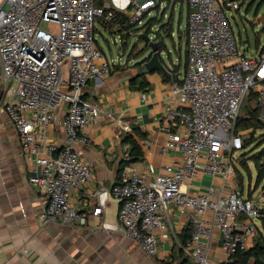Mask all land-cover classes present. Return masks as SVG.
<instances>
[{"label":"built area","instance_id":"obj_1","mask_svg":"<svg viewBox=\"0 0 264 264\" xmlns=\"http://www.w3.org/2000/svg\"><path fill=\"white\" fill-rule=\"evenodd\" d=\"M97 1L0 3V104L18 134L24 158L36 166L38 175L31 181L48 199L39 213L47 225L87 224L88 217L73 204V197L94 179V169L76 145L88 142L90 126L112 117L84 99L89 82L103 79L115 65L96 44V23L108 26L114 9L97 6ZM162 4L128 0L127 7L118 10L126 14L130 26L141 28L152 9ZM187 6V67L180 85L173 88L187 110L171 106L160 123L166 133L164 151L179 153L181 161L164 165L159 172L141 171L126 147L119 181L97 188L92 216L102 215L112 194L120 202L118 220L125 236L147 257L156 258L162 239L174 237L171 211L176 210L188 216L193 228L190 238L179 244L182 264H230L238 251L249 250L259 232L255 220L262 207L244 197L234 183V156L244 149L245 132L237 130V123L250 93L258 95L259 120L264 124V47L256 57L240 53L226 15L239 11V2L187 0ZM159 30L152 27L150 37L156 38ZM141 34L132 36L139 41ZM124 40L122 34L113 37L120 47ZM62 106L65 142L59 145L52 141L51 131ZM205 177L220 183L203 186ZM216 230L227 256L221 261L211 259L205 241Z\"/></svg>","mask_w":264,"mask_h":264},{"label":"crops","instance_id":"obj_2","mask_svg":"<svg viewBox=\"0 0 264 264\" xmlns=\"http://www.w3.org/2000/svg\"><path fill=\"white\" fill-rule=\"evenodd\" d=\"M104 5L108 9H124L128 0H106ZM156 8L149 19L161 11L160 7ZM188 10L187 7L184 31L188 28ZM103 28L107 30L105 26ZM107 44L110 48V43ZM98 47L103 51L99 44ZM119 50L120 46L116 59H112L115 65L111 66V72L101 80L89 82L84 90L86 101L99 105L112 115L104 116L99 124L90 126L86 130L88 142L76 145L83 160L94 169V179L73 197V204L88 217L85 226L47 225L39 219V213L48 204V199L39 186L31 181L38 175L36 166L24 158L18 134L0 104V264L184 262L179 244L188 240L183 241L187 228H190V234L192 232L187 215L171 211L174 237L162 239L156 258L147 257L133 239L125 236L118 220L120 202L112 194L108 196L102 215L92 216L98 205L95 195L97 188H110L119 181L123 152L129 146L123 143L126 136H134L142 147L143 159L135 162L141 171L150 169L159 172L162 166L181 161L179 153L164 151L166 133L160 129V123L171 106L187 110L186 104H180L179 98L173 93L174 86L180 85L186 71L187 41L184 64L179 60V63L174 62V66L168 67L170 77L158 71L149 73L145 66H137L141 63L140 58L129 63L127 61V65H124L126 60H122ZM141 74L143 76L140 77ZM136 78H139L138 84L145 79L150 87L145 91L131 88L130 82ZM145 93L146 98L143 97ZM65 109L62 106L58 110L54 130L51 131L52 141L59 145L65 142L62 128ZM135 129L145 134L144 140L137 138ZM202 181L203 186L220 183V179L210 177ZM258 236L259 233L252 238L250 248ZM205 241L210 247L212 260L227 258L219 231L214 232L211 240Z\"/></svg>","mask_w":264,"mask_h":264},{"label":"rangeland","instance_id":"obj_3","mask_svg":"<svg viewBox=\"0 0 264 264\" xmlns=\"http://www.w3.org/2000/svg\"><path fill=\"white\" fill-rule=\"evenodd\" d=\"M2 0H0L1 3ZM179 1V2H178ZM240 4L239 11H226V15L231 22L233 32L237 38L239 44V50L241 54H244L247 57H256L257 55V46L260 44V47H264V0H236ZM165 3L161 6V11L156 12L157 23L160 28L162 24H166L168 20L171 21L173 25V36H168L165 38V44L167 45L168 51L170 52V59L175 63H179V60L184 64L185 61V50H186V41H187V31L186 27V18H187V0H166ZM223 3V0H220ZM157 9V8H156ZM152 9V11L156 10ZM151 11V12H152ZM165 21V22H163ZM43 27L48 28V24H43ZM96 40L98 44L102 47L106 56L108 57L110 63L114 61L117 57L118 45H115L113 42V35L109 31L105 30L102 25L98 22L96 23ZM243 41H248L249 44L243 45ZM110 43V48L107 44ZM128 49L122 60H136L135 58L139 57L142 53L141 49L144 47L142 40L136 41V37L132 36L128 41ZM137 47L135 55L130 58L129 53L134 47ZM111 49V52H110ZM238 61H233L230 63H237ZM254 108L257 106L255 101H249L246 98L240 115H244L246 107ZM253 137V131L249 130L245 132L244 139L249 140ZM254 138L257 140V143L251 145L248 149L243 150L241 153H237L234 156V165L236 166V176L234 177V183L243 188L244 197H251L253 200L264 206V182L257 187V170L252 162H249V171L241 165V157L245 153L255 154L261 148H258V145L264 141V130H258ZM260 232L264 233V228L262 226L261 218L255 220ZM262 234H259V236ZM259 236L256 241H260Z\"/></svg>","mask_w":264,"mask_h":264},{"label":"trees","instance_id":"obj_4","mask_svg":"<svg viewBox=\"0 0 264 264\" xmlns=\"http://www.w3.org/2000/svg\"><path fill=\"white\" fill-rule=\"evenodd\" d=\"M104 0H98L97 1V6H102L104 5ZM158 4L164 3L166 0H156ZM236 1V0H234ZM159 9V8H158ZM109 10H107L108 12ZM113 12V19L112 22L106 26V29L109 31L110 34L113 36H116L118 34L124 35V44H122V52H127L128 49V44L127 40H129L132 35H137L141 34V32H144L145 34H149L151 32V28L158 25L155 23L157 20V17L150 18L147 17L148 21L144 27L141 28H134L129 25V20L123 12H121L118 9L112 10ZM171 20V19H170ZM161 26V31L167 30L166 33L171 36L172 34V26H171V21L169 25L166 24H160ZM118 26V31L115 32V27ZM130 32L132 33L131 35ZM129 33V34H128ZM160 34V32H159ZM244 42V41H243ZM249 44V42L247 41ZM96 44L98 46V42L96 41ZM260 48V44L257 46V50ZM137 50V47L135 46L131 52L129 53V57L132 58L135 54V51ZM139 59V57L135 58ZM142 63H138L137 66L142 67ZM143 76V74L140 75V77ZM139 79V78H138ZM138 79H133L130 82L131 88L133 89H142L146 90L147 88L150 87V84L145 80L142 79L140 84H138ZM249 101H255L257 103L258 101V95L256 93H250L248 96ZM237 130L241 131H253V137L249 140L244 141V149H248L251 145L254 143H257V140L254 138L255 133L258 130H264V124L260 122L259 120V108H258V103L257 106L254 108H250L249 106L246 107L244 115H241L239 117L238 123H237ZM135 135L137 138L144 140L145 139V134L140 132L139 130L135 129ZM123 143L129 144L130 146V156H131V162H139L143 159V150L142 147L138 144L137 140L135 139L134 136L128 135L124 138ZM258 148H261L257 153L255 154H243L241 157V165L246 168L250 173L249 169V162H252L257 170V187L260 186L261 183L264 182V141L258 145ZM122 169L124 166V163L122 162ZM236 167V166H235ZM121 169V171H122ZM237 171V170H236ZM239 189L243 192V188L239 187ZM250 199H253L251 197L250 193ZM261 222L262 226L264 228V206L262 207L261 210ZM193 231V228H192ZM192 233V232H191ZM259 234H262L259 236L260 241H256L254 246L250 248L249 250H240L237 252V254L234 257V261L230 264H264V233L258 232ZM191 236L190 234V228H187L184 232V239L183 241H186L187 238L189 239ZM259 240V239H258ZM185 243V242H184Z\"/></svg>","mask_w":264,"mask_h":264},{"label":"water","instance_id":"obj_5","mask_svg":"<svg viewBox=\"0 0 264 264\" xmlns=\"http://www.w3.org/2000/svg\"><path fill=\"white\" fill-rule=\"evenodd\" d=\"M170 24V20L166 23V25ZM172 26V34L173 36V25ZM168 28L164 31L160 30L156 33L157 37L152 39L149 34H141V39L144 43V47L141 49L142 53L139 56L141 59V63L145 66V69L149 73H153L155 71L161 72L163 75L170 77L171 73L168 70V67L174 66V62L168 63V59H170V52L168 51L167 45L165 44V38L169 35L167 32ZM160 32V34H159ZM248 44L247 41L243 42V45ZM122 48L120 47L119 53L121 58L125 56L126 52L121 51ZM122 61V60H120ZM128 59L124 62V65L127 63ZM135 61L130 60L128 61ZM127 65V64H126Z\"/></svg>","mask_w":264,"mask_h":264}]
</instances>
